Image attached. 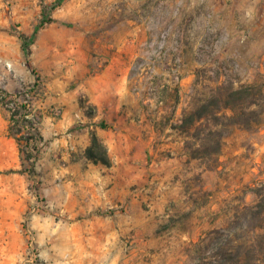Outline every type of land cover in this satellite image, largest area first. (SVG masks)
<instances>
[{
	"label": "rangeland",
	"instance_id": "1",
	"mask_svg": "<svg viewBox=\"0 0 264 264\" xmlns=\"http://www.w3.org/2000/svg\"><path fill=\"white\" fill-rule=\"evenodd\" d=\"M56 1L0 0V91L31 102L43 137L35 175L20 173L0 106V264L63 251L82 264L78 221L93 215L119 235L112 264H264L249 209L264 196V112L249 129L183 124L220 86L264 92V0H65L27 57L19 33ZM92 132L110 167L86 158ZM90 179L100 207L82 213Z\"/></svg>",
	"mask_w": 264,
	"mask_h": 264
},
{
	"label": "trees",
	"instance_id": "2",
	"mask_svg": "<svg viewBox=\"0 0 264 264\" xmlns=\"http://www.w3.org/2000/svg\"><path fill=\"white\" fill-rule=\"evenodd\" d=\"M65 0H57L51 4L43 3L44 17L36 26L32 36L19 33L21 48L28 57L31 54L30 47L35 42L39 31L54 22L51 14L62 6ZM0 106L10 113L9 132L18 142L21 165L20 173L35 175V166L38 162L43 144V137L38 132V117L31 109V102L21 92L10 94L0 91ZM264 112V92L257 85L240 84L238 87H218L215 94L198 104L189 116L184 118L186 127H194L201 121L211 122L215 127L223 125L222 119L227 120L224 126L242 125L251 128L253 124L260 121ZM100 128L106 129L105 122L100 123ZM219 135V132H210V136ZM86 158L93 164L111 166L107 148L101 143L95 132L91 133V146L85 151ZM260 200L251 208L257 210L258 230L264 231V196L259 194ZM264 248L261 253H264Z\"/></svg>",
	"mask_w": 264,
	"mask_h": 264
},
{
	"label": "crops",
	"instance_id": "3",
	"mask_svg": "<svg viewBox=\"0 0 264 264\" xmlns=\"http://www.w3.org/2000/svg\"><path fill=\"white\" fill-rule=\"evenodd\" d=\"M129 63V61L123 60L114 65L122 68H129ZM124 80L126 81V78H124ZM121 89H123V85H121ZM123 92V90L120 91L122 94ZM95 183L96 182L93 179H90L85 183L86 187L82 196L84 197L85 202L80 205L79 212L91 213L100 207V201H97L96 198L97 187ZM109 218L112 219L111 216H109ZM78 224H80V227L83 230L84 246L83 249H81V258H79L80 262L82 264H112L114 259H116L115 253L113 255V253H110L109 251H104V248L108 246V243H112V241L116 242L119 237L117 231L112 228L111 220L104 221L102 217L93 215L87 219L78 221ZM64 243L65 245L71 244V238L68 233L65 236ZM52 257L54 259V264H63L64 259L69 257V254L63 251L62 254L56 253ZM61 257L63 260L60 259Z\"/></svg>",
	"mask_w": 264,
	"mask_h": 264
}]
</instances>
